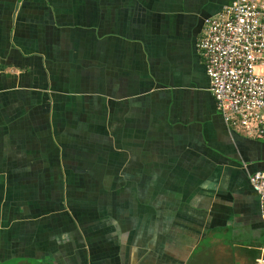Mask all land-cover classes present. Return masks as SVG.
<instances>
[{
  "label": "crops",
  "instance_id": "1",
  "mask_svg": "<svg viewBox=\"0 0 264 264\" xmlns=\"http://www.w3.org/2000/svg\"><path fill=\"white\" fill-rule=\"evenodd\" d=\"M233 0H0V264H255L250 176L198 48Z\"/></svg>",
  "mask_w": 264,
  "mask_h": 264
},
{
  "label": "built area",
  "instance_id": "2",
  "mask_svg": "<svg viewBox=\"0 0 264 264\" xmlns=\"http://www.w3.org/2000/svg\"><path fill=\"white\" fill-rule=\"evenodd\" d=\"M197 48L225 123L264 141V0H233L204 20ZM264 222V171L250 176ZM255 264H264V255Z\"/></svg>",
  "mask_w": 264,
  "mask_h": 264
},
{
  "label": "trees",
  "instance_id": "3",
  "mask_svg": "<svg viewBox=\"0 0 264 264\" xmlns=\"http://www.w3.org/2000/svg\"><path fill=\"white\" fill-rule=\"evenodd\" d=\"M260 141V140H259ZM261 142H264V141H261Z\"/></svg>",
  "mask_w": 264,
  "mask_h": 264
}]
</instances>
